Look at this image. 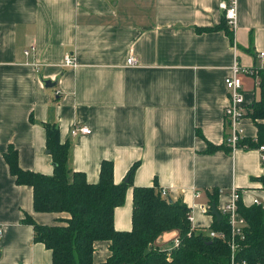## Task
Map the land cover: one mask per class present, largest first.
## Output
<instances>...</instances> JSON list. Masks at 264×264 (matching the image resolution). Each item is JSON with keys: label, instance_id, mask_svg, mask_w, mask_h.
Segmentation results:
<instances>
[{"label": "crops", "instance_id": "1", "mask_svg": "<svg viewBox=\"0 0 264 264\" xmlns=\"http://www.w3.org/2000/svg\"><path fill=\"white\" fill-rule=\"evenodd\" d=\"M221 1L0 0V264H53L28 219L69 218L36 211L33 188L16 182L5 158L13 146L21 168L51 175L46 124L56 123L61 142H70L71 172L91 183L104 160L113 161L116 183L135 166L114 213L118 231L132 229L135 186L167 189L168 198L194 208L198 228L213 224L196 204L210 203L214 192L219 211L234 186L244 206L264 207L261 151L233 153L224 116L234 63L264 68V0H238L235 43L223 29L197 30L221 23ZM67 55L75 67L64 65ZM131 55L136 66L127 64ZM242 80L248 111L259 89L252 76ZM77 124L92 132L73 136ZM243 126L245 137H256L252 119ZM110 244L96 243L95 264L108 259Z\"/></svg>", "mask_w": 264, "mask_h": 264}, {"label": "trees", "instance_id": "2", "mask_svg": "<svg viewBox=\"0 0 264 264\" xmlns=\"http://www.w3.org/2000/svg\"><path fill=\"white\" fill-rule=\"evenodd\" d=\"M223 29L235 43V28L225 16L216 26L197 27L198 32ZM259 97L249 106L246 117L257 128L256 137H244L240 147L252 148L264 144V68L258 69ZM47 148L54 164L51 175L25 170L18 162V152L9 147L5 158L18 184L33 188L34 208L38 212L67 213L69 218L58 224H40L28 221L34 227V240L42 242L53 253V264H95V245L109 241L111 254L99 264H232L231 248L226 240L211 237L210 230L229 231L225 216H214L209 229L193 227L188 218L190 207L183 201H170L158 186L133 188L132 229L118 231L114 213L124 204L128 187L132 184L133 166L128 181L116 183L113 161L104 160L100 179L87 180L80 171L68 167L70 142H61L57 124H46ZM228 147V146H227ZM216 146H210V151ZM72 174V175H71ZM264 186V176L256 178ZM214 192L210 203L216 202ZM240 211L247 220L245 239L235 253L237 264H264V207L254 204L246 207L241 200ZM180 231L181 244L169 257L155 249L154 243L170 230Z\"/></svg>", "mask_w": 264, "mask_h": 264}, {"label": "built area", "instance_id": "3", "mask_svg": "<svg viewBox=\"0 0 264 264\" xmlns=\"http://www.w3.org/2000/svg\"><path fill=\"white\" fill-rule=\"evenodd\" d=\"M220 7L224 10L225 18L228 23L235 28L238 12V0H222ZM30 50H26V54H29ZM127 64L129 66H136L138 64V58L135 55H131L127 59ZM64 65L68 67H75L77 65L76 60L73 56L67 55L64 61ZM242 75L252 76L255 80V84L258 86L259 77L258 70L247 68L235 62L232 66L231 74L226 76L225 85L229 92V101L224 110V116L226 123L228 125V132L225 137V144L231 148L234 153L240 148V142L245 137V129L243 126V121L247 114V104L245 99V92L243 87ZM92 129L87 125H75L72 128L71 134L76 136L80 133L88 134L91 133ZM258 149L261 151V159L264 161V144L259 145ZM162 195L168 198L167 189H162ZM200 192H196L195 197H200ZM241 192L235 186L231 190L230 199L220 210V213L226 217L229 231L224 230H210L211 237H217L227 241L231 248L232 254V264H237L234 260L236 251L242 246L241 243L245 239V231L247 226V220L245 216L240 211ZM256 204H260L258 200H255ZM199 209L205 213L210 214L212 210L211 203H199L196 204ZM188 218L194 226V208H190ZM4 235V228L0 226V241ZM181 244L180 231L178 229H173L165 232L161 238H159L155 243V249L159 251H165L170 257L174 249L178 248Z\"/></svg>", "mask_w": 264, "mask_h": 264}, {"label": "water", "instance_id": "4", "mask_svg": "<svg viewBox=\"0 0 264 264\" xmlns=\"http://www.w3.org/2000/svg\"><path fill=\"white\" fill-rule=\"evenodd\" d=\"M46 86H48V87H52V86H54V83L50 82L49 80H46ZM49 151H50V150H49ZM127 181H128V180H127ZM169 200H170L171 202L173 201L171 198H169ZM211 214H212L213 216H215L218 220H221V218H222V215H221L219 209L217 208V204H216V202H213V203H212Z\"/></svg>", "mask_w": 264, "mask_h": 264}]
</instances>
